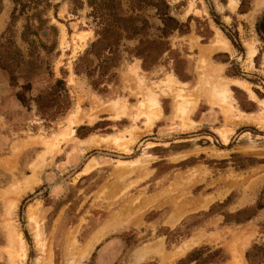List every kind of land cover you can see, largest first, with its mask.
Here are the masks:
<instances>
[{
  "label": "rangeland",
  "instance_id": "1",
  "mask_svg": "<svg viewBox=\"0 0 264 264\" xmlns=\"http://www.w3.org/2000/svg\"><path fill=\"white\" fill-rule=\"evenodd\" d=\"M165 1L189 32L169 36L170 52L149 70L123 60L97 92L74 73L95 40L90 0H0V45L13 42L25 59L17 86L0 69V264H180L199 249L218 252L209 264H248L246 252L264 247V123L254 121L264 118V0H234V10L229 0ZM135 14L156 38L155 9ZM217 33L227 51L214 49ZM213 65L227 105L196 96L216 79ZM56 80L71 108L45 120L36 98ZM28 84L23 107L16 94ZM74 114L81 123L69 125Z\"/></svg>",
  "mask_w": 264,
  "mask_h": 264
},
{
  "label": "trees",
  "instance_id": "2",
  "mask_svg": "<svg viewBox=\"0 0 264 264\" xmlns=\"http://www.w3.org/2000/svg\"><path fill=\"white\" fill-rule=\"evenodd\" d=\"M131 14L127 15L122 7L121 0H90V17L96 22L95 40L79 57L74 65L76 75H84L91 79V86L97 92L105 91L99 89L100 82L106 83L114 77V71L127 58H138L144 70L153 68L161 56L170 52L169 36L174 33L187 34L189 26L179 22L169 14V6L165 0H130ZM16 6L21 5V0H13ZM244 0H241L242 7ZM151 7L155 9L160 25L157 26L158 36L152 38L149 34L151 25L146 18L141 17L137 11ZM129 42H135L129 47ZM11 41L7 40L0 45V69L6 71L9 78V85L17 86L16 67L25 59L16 49L12 50ZM94 78H97L94 80ZM98 88V89H96ZM16 94L17 101L27 107V100L24 92L30 89L29 84L23 86ZM37 107L41 117L45 120H55V116L47 117L44 111H55L56 114L64 115L71 108V100L63 80H56L51 90L39 95L36 98ZM79 130V129H78ZM252 163V162H250ZM245 165L240 166L244 168ZM258 207V209H261ZM243 214L238 212L237 215ZM247 217L245 220H248ZM241 222L237 220L236 223ZM206 249L194 250L180 264H209L218 254L217 251L210 252L206 257L203 253ZM248 264H264V247L252 246L245 254ZM227 257H221L220 262H225Z\"/></svg>",
  "mask_w": 264,
  "mask_h": 264
},
{
  "label": "crops",
  "instance_id": "3",
  "mask_svg": "<svg viewBox=\"0 0 264 264\" xmlns=\"http://www.w3.org/2000/svg\"><path fill=\"white\" fill-rule=\"evenodd\" d=\"M229 7L232 9V10H234L235 9V7H236V3L234 2V0H229ZM218 35H220L219 33H217V36H216V42H215V47H214V49H222L223 51H227L228 50V48H229V46H228V44H227V42L224 40V39H221V38H217L218 37ZM221 36V35H220ZM222 37V36H221ZM249 49V51H251V50H253V54L250 56V57H248V54H247V63L248 64H250L251 63V59L254 57V55L256 54V51H255V49L253 48V47H248ZM214 51V50H213ZM248 51V52H249ZM214 70L215 71H217L218 73H214ZM219 70H221V69H219L218 67H217V65H213L212 66V68H211V72H213L214 73V75L216 76V79L213 81V82H211L210 83V85H209V88H207V89H204L203 91H200V92H198L197 94H196V96H199V97H202V98H205V100L208 102V103H210L211 105L213 104V103H215V101L216 102H218V103H222V104H224V105H227V103H228V101H230V102H232V98H231V96H230V92H229V90L228 89H226V88H222L221 90H219L218 91V93L217 94H215V91H214V89H213V87L215 86L213 83H216V84H219L220 82L219 81H222L221 79H218V77H219V74L221 73ZM222 84V83H221ZM234 84L235 85H237V86H239L240 88H242V89H244V90H246V91H248L249 92V95H250V97L253 99V98H255L254 97V95L252 94V93H250V91H249V88H248V86L246 85V84H243V83H239V82H234ZM223 85V84H222ZM224 86V85H223ZM227 86V85H226ZM214 96V101H213V97ZM198 98V97H197ZM197 102H198V100H197ZM195 105H196V103L193 101V102H190L189 103V106H190V108H194L195 107ZM223 107V106H222ZM234 108V107H233ZM233 108L232 107H229V106H225L223 109H225L226 110V113H229L230 114V112L232 111V112H234L233 111ZM235 109V108H234ZM231 112V114H234V113H232ZM239 112V111H238ZM230 114V115H231ZM238 115L239 116H242L240 113H238ZM255 122H257V123H259V124H263L264 123V118H262V120L260 119V117H258V118H255V120H254ZM229 132L230 131H220L219 132V135H220V137L222 138V136L223 135H226V139H227V135L229 134ZM223 140V139H222Z\"/></svg>",
  "mask_w": 264,
  "mask_h": 264
},
{
  "label": "bare ground",
  "instance_id": "4",
  "mask_svg": "<svg viewBox=\"0 0 264 264\" xmlns=\"http://www.w3.org/2000/svg\"><path fill=\"white\" fill-rule=\"evenodd\" d=\"M253 54V50H251V51H249L248 52V57H250L251 55ZM188 106H189V104H188ZM189 108H190V106H189ZM186 110V109H185ZM119 111H120V109L116 112V114H118L119 113ZM149 113V112H148ZM159 113H160V111H159V105H158V103L157 102H155V106H154V108H152V112L150 113V116L151 117H154V118H158L159 117ZM78 114V113H77ZM75 116H73L72 117V119L69 121V125H76L78 122H80V120H79V118L78 117H80V116H77L76 114H74ZM87 118H89V117H87ZM183 120V119H182ZM82 121V120H81ZM185 121V120H184ZM81 123V122H80ZM111 137V136H110ZM104 138H106V137H104ZM108 139H109V137H107ZM115 139H117V138H115ZM222 139H223V141H225L226 140V135H223L222 136ZM73 140H75V139H73ZM73 140H72V142H73ZM111 141H112V143L114 144V143H116V144H118L119 142L117 141H115V140H113L112 139V137H111V139H110ZM109 141V140H108ZM91 142H92V139H89L88 141H85L84 142V144L85 145H90L91 144ZM110 142V141H109ZM132 142V141H131ZM94 143V142H93ZM128 143L129 142H127V143H125V144H119V145H116V146H118V147H120V148H122L123 150H127V145H128ZM14 207V204L13 203H10V205H9V209H10V211H11V209ZM34 215H33V212H32V209H30L29 208V218H30V220L31 221H34L35 222V219H34V217H33ZM35 227L37 228V225L35 224ZM11 234H13V233H11ZM19 237H20V235H19ZM95 243V242H94ZM90 244V243H89ZM90 247H88L87 248V250L89 249V248H91V245H89ZM244 247H246V245L244 246ZM21 248H23V247H21ZM16 250V249H15ZM86 250V249H85ZM86 250V251H87ZM90 250V249H89ZM12 251V250H11ZM14 251V250H13ZM20 250H18V252H19ZM22 251V250H21ZM20 251V252H21ZM17 252V251H16ZM17 252V253H18ZM88 252V251H87ZM17 253H14V252H11V257L13 258V255L15 256ZM19 254V253H18ZM235 255H237V254H235ZM15 258V257H14ZM16 262V261H15ZM235 263V261H233V264Z\"/></svg>",
  "mask_w": 264,
  "mask_h": 264
}]
</instances>
